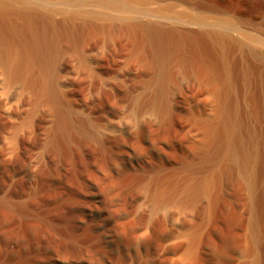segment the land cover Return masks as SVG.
I'll return each mask as SVG.
<instances>
[{"label":"bare ground","instance_id":"obj_1","mask_svg":"<svg viewBox=\"0 0 264 264\" xmlns=\"http://www.w3.org/2000/svg\"><path fill=\"white\" fill-rule=\"evenodd\" d=\"M256 14L229 12L213 0H0V79L22 89L20 123L3 109L21 149L9 168L0 161V214L36 221L42 231L56 233L63 220L81 234L92 232L105 221L95 216L103 209L96 190L75 185L87 199L74 202L75 210L61 202L40 206L32 197L50 180L69 176L71 165L77 178L94 181L88 162L99 163L107 183L147 131L154 141L178 133L184 141L178 162L145 172L135 167L130 183L121 186V209L130 210L142 229L132 241L167 222L177 255L164 258L163 249L161 264H213L207 244L218 225L222 177L230 172L240 188L244 222L229 264H264V10ZM124 72L126 79H119ZM114 99L125 102L117 115L126 138L113 134ZM174 111L181 117L173 119ZM102 117L105 124L97 122ZM104 131L111 134L105 138ZM41 147L46 150L37 158L32 152ZM19 169L27 187L30 175L38 178L26 206L15 204ZM142 200L143 206L137 204ZM59 245L57 253L74 264H118L108 252L73 239ZM0 264L50 261L27 256Z\"/></svg>","mask_w":264,"mask_h":264},{"label":"rangeland","instance_id":"obj_2","mask_svg":"<svg viewBox=\"0 0 264 264\" xmlns=\"http://www.w3.org/2000/svg\"><path fill=\"white\" fill-rule=\"evenodd\" d=\"M213 1L218 3L221 7L225 8L229 12L235 11L248 15H257L256 13L261 14L264 10V0ZM239 28L241 29L238 31H241L242 27L240 26L238 27V29ZM92 42L96 43V38H94ZM112 48H114V46H112ZM107 54L108 53H103L98 56L99 65H102ZM119 79L125 80L126 73H122V76H120ZM3 83L4 82L2 76V80L0 79V94L3 96V98H5V104L2 105L3 107H0V136H2V138L0 137V161L2 162L3 167L4 165L7 167L9 166L8 163L12 159L13 154L20 152L21 146L19 144L20 142L16 143L17 140L14 139V137H11L14 136L12 134H14L13 130L15 127L7 125L8 118L4 114L3 109L11 110L9 115L11 118V122L15 124L16 122L17 124L20 123L21 118L17 114L16 109L17 107L21 106L22 89L20 87H18V89H11V87H7L5 83L4 86H2ZM81 89L83 93H85V95H88V91L86 90V88ZM3 91H5L6 94L2 93ZM250 99L251 106L253 105L252 108L257 111L258 106H256L255 103V96L253 95L252 97V94H250ZM124 106L125 102L120 99H114L109 105L112 113L115 115V117L117 116L116 118L113 117L111 127H113L115 131L113 132V134H115L118 138L127 137L126 128L124 126L125 121L117 115L121 113ZM172 116L173 119H177L181 117V113L178 111H174ZM81 118L83 119L84 116L81 115ZM97 122L100 124H105L107 121L104 117H102L100 120L97 119ZM130 124H133L132 121L130 122ZM150 133V131H147L145 133L142 142H140L141 144L135 146V148L131 150V156H125L126 160L121 165L119 175L117 174L116 176H113L111 180L107 181V183L100 179L104 168L100 166L99 163L88 162L93 176L95 177L94 181H84L81 178H77L78 173L75 169V166L71 165L69 176L68 174L67 176L62 174L59 175L61 179L57 178L56 180H50L49 184L47 185V189H45L44 191H39L38 193L36 192V194L32 197L34 198L32 201H35V203H37L38 205H53V203L57 204V202H61L65 203L68 208H72V210H75L73 207L74 202L78 201L80 203L83 202L82 204H84L87 200L84 196L79 197L77 195V192L74 189L75 185H79L86 190H96L99 195L95 198L101 199L99 201L103 206V209L96 212L95 216L98 218H104L105 221L103 225L97 226V228H94L92 232L81 234V232L75 230V226L70 222L65 221V223L62 220V223L60 222L61 224L57 229L58 231L54 233L47 227L42 231L41 227L38 226L39 223L36 221H29V223L26 221L27 223H25L23 217L21 219H13L8 213H6L5 215V213L3 212L2 215L0 214V261H5L7 259V261L9 260L11 262L12 259V261L19 262L21 258L30 256L37 262L49 260L50 264H74V262L64 258L62 255H59L57 253L60 249V240H64L66 242L72 239L74 244L78 246L95 248L99 251L108 252L114 258L118 259V264H138V262H140L141 260L145 261L146 264H161L159 258L162 257H160L158 254L163 249L164 250L161 256H163L164 258H175L177 255V250L175 248V245L171 242V238L168 232L169 224L167 222L155 224L148 229L147 234L145 232V238L143 240H141L139 243L133 242L131 238H133L137 234H140L142 232V229L136 223L130 210L121 209L123 204L121 192L125 188V184L127 186L130 183L132 177L131 175L136 174V172L138 171V168L135 167L139 166L141 167L139 168L140 171L143 170V172H145L147 170H151L153 168L152 165L165 164L171 159L174 162H178L180 159V154L184 145L181 134L172 133L171 135H166L167 137L163 136L160 138H154V141L152 139L153 133ZM102 134L106 138L107 135H110L111 133L109 131H104ZM75 146H77V144H75ZM121 149L122 147H117L118 152ZM45 150V147H41L36 151H33L32 154L37 158H41ZM5 160L7 161V163L5 162ZM46 167L47 166L45 165V168ZM15 177L16 181L18 179L16 184L19 190V198L15 201V204L26 206L31 197L30 195L34 193L33 190L36 186L38 178L34 175H30L29 182L31 183V188L29 186L28 188L24 185V180L27 181L28 177H26L20 169L16 172ZM124 181H127V183H129H124ZM114 182L115 184H113ZM119 182L123 184L121 185L119 184ZM97 184L102 186H98ZM118 184L120 186H118ZM121 186H124V188H122ZM221 191L223 195V202L221 204V208L217 211V229L214 235L208 241L209 244H207L208 253L211 256L213 264L231 263V258L235 255V251L233 249L234 242L239 240L243 235L242 227L244 222V214L242 212V204L239 201L240 188L236 177L230 172L226 173L222 177ZM42 196L45 197L43 198ZM137 204L143 206L145 203L144 200H142ZM111 207L117 208V212L112 213L110 211ZM104 231L106 232L104 233ZM98 234H101L104 239L100 240ZM210 242L212 244H210ZM98 243H100L101 245H99ZM60 254H63V252Z\"/></svg>","mask_w":264,"mask_h":264}]
</instances>
